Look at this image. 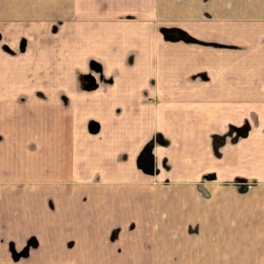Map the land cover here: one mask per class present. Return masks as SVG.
Instances as JSON below:
<instances>
[{"label":"crops","instance_id":"0c3cea01","mask_svg":"<svg viewBox=\"0 0 264 264\" xmlns=\"http://www.w3.org/2000/svg\"><path fill=\"white\" fill-rule=\"evenodd\" d=\"M10 262L264 264V0H0Z\"/></svg>","mask_w":264,"mask_h":264},{"label":"rangeland","instance_id":"374dc122","mask_svg":"<svg viewBox=\"0 0 264 264\" xmlns=\"http://www.w3.org/2000/svg\"><path fill=\"white\" fill-rule=\"evenodd\" d=\"M171 36H176V38L183 37V32L178 29L177 27L170 28ZM166 32L168 29L165 30ZM193 42L199 44V45H210V43L204 42V41H199V40H193ZM144 161L147 159V156H145ZM150 161V158H148ZM145 165L147 162L144 163ZM3 205V204H2ZM6 235L2 234V240L4 241L3 243L6 245V249L10 253V261L14 262H19L20 260H23L26 256L29 255L30 251H34L39 247V240L36 235H33L30 239H28L24 244H21L20 242H14V241H9L5 237ZM22 246H19V245ZM3 254V253H2ZM7 264V263H6ZM11 264V262H10Z\"/></svg>","mask_w":264,"mask_h":264},{"label":"water","instance_id":"95a60500","mask_svg":"<svg viewBox=\"0 0 264 264\" xmlns=\"http://www.w3.org/2000/svg\"><path fill=\"white\" fill-rule=\"evenodd\" d=\"M148 166H150V167H153V161L151 160V161H149V164H148Z\"/></svg>","mask_w":264,"mask_h":264}]
</instances>
